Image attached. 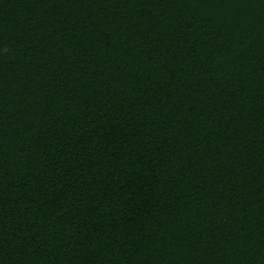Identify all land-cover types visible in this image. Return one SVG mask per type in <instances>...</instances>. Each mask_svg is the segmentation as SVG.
<instances>
[{
	"label": "trees",
	"instance_id": "obj_1",
	"mask_svg": "<svg viewBox=\"0 0 264 264\" xmlns=\"http://www.w3.org/2000/svg\"><path fill=\"white\" fill-rule=\"evenodd\" d=\"M0 264H264V0H0Z\"/></svg>",
	"mask_w": 264,
	"mask_h": 264
}]
</instances>
